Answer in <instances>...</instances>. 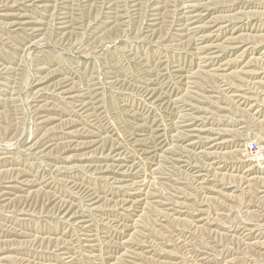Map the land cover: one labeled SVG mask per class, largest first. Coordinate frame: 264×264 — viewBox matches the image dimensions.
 <instances>
[{
	"label": "rangeland",
	"instance_id": "374dc122",
	"mask_svg": "<svg viewBox=\"0 0 264 264\" xmlns=\"http://www.w3.org/2000/svg\"><path fill=\"white\" fill-rule=\"evenodd\" d=\"M0 264H264V0H0Z\"/></svg>",
	"mask_w": 264,
	"mask_h": 264
},
{
	"label": "bare ground",
	"instance_id": "6f19581e",
	"mask_svg": "<svg viewBox=\"0 0 264 264\" xmlns=\"http://www.w3.org/2000/svg\"><path fill=\"white\" fill-rule=\"evenodd\" d=\"M232 86V85H231ZM240 86V85H239ZM59 87V86H58ZM229 88V87H228ZM236 97V96H235ZM243 97V96H242ZM251 97V96H250ZM243 99V98H242ZM15 188V187H14ZM17 189V188H16ZM21 191V190H20ZM31 198V197H30ZM29 200V199H28ZM13 201V200H12ZM15 201V200H14ZM29 202V201H28ZM21 203V202H20ZM27 203V202H26ZM35 204V203H34ZM21 205V204H20ZM30 206V205H29ZM32 208H33V206H32ZM31 209V208H30ZM42 242V241H41ZM42 245V244H41ZM40 245V246H41ZM5 246H7V245H5Z\"/></svg>",
	"mask_w": 264,
	"mask_h": 264
}]
</instances>
